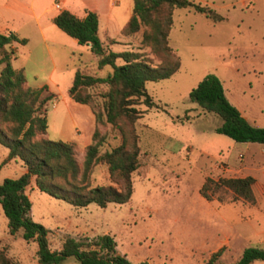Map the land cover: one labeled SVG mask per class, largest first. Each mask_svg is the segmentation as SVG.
I'll return each mask as SVG.
<instances>
[{"label": "rangeland", "instance_id": "374dc122", "mask_svg": "<svg viewBox=\"0 0 264 264\" xmlns=\"http://www.w3.org/2000/svg\"><path fill=\"white\" fill-rule=\"evenodd\" d=\"M51 1L0 0V29L27 38L26 43L12 42L16 56L11 63L17 66L25 60L28 83L44 86L43 92L50 96L46 135L62 140L63 131L73 135L78 128L85 133L84 125L90 118L79 109L81 103L68 94L73 74L66 68L50 72L52 63L38 44V22L45 25L46 33L52 29L70 38L50 21L54 11L41 14ZM194 1L208 4L219 14L228 15L229 20L215 22L192 7L174 9L169 43L180 65L169 77L145 83L154 104L139 105L141 116L136 127L141 151L129 200L108 202L104 207L95 203L74 206L39 190L33 179L26 187L31 202L29 214L48 228L52 249H58L67 236L85 241L109 233L114 236L116 250L131 262L201 264L228 239L219 264H232L244 247H264V196L257 190L254 202L239 200L240 196L234 197L224 186L213 193L212 199L201 195L205 176H238L224 171L223 161L234 165L245 145L217 132L220 116L187 98L189 90L206 73L213 72L226 95L247 113V121L264 126V0ZM134 34L127 44L115 43L112 49H138L153 57L140 43L141 30ZM221 50L223 54L218 55ZM73 61L74 68L89 73L105 76L110 71L109 65L97 69L96 55L91 51L83 53L81 62L77 57ZM252 65L261 71L253 73L249 69ZM236 67L240 68L238 72ZM103 87L101 84L92 91ZM106 130L103 150L119 142L116 129L107 125ZM76 152L81 159L83 153ZM7 154L8 148L0 143V182L5 177H18L26 169L17 157L4 162ZM92 180L93 184L110 182L105 164L94 166ZM0 245L14 264H44L38 260L35 240H25L21 230L9 233L1 204ZM60 264L80 263L68 256ZM250 264H264V260Z\"/></svg>", "mask_w": 264, "mask_h": 264}, {"label": "trees", "instance_id": "16d2710c", "mask_svg": "<svg viewBox=\"0 0 264 264\" xmlns=\"http://www.w3.org/2000/svg\"><path fill=\"white\" fill-rule=\"evenodd\" d=\"M176 7H192L214 21L223 18L208 4L194 0H133L132 13L121 33L127 35L141 30L140 43L149 48L153 57L138 49H109L98 36V17L94 11L87 10L80 18L62 9L52 18L78 43L89 46L96 55L97 69L106 65L111 68L105 76L76 68L67 89L73 100L90 106L95 119L92 139L85 145L81 159L73 142L47 137L46 111L50 96L43 92L44 86L28 85L24 68L13 67L11 63L14 51L9 47L10 43L14 40L24 43L26 39L13 32L0 31V143L8 148L3 161L17 157L26 166L18 177H5L0 182V204L7 217L9 233L21 230L25 240L36 241L39 262L60 264L64 258L72 256L80 264H150L146 260L131 262L119 253L114 236L109 233L85 241L67 236L58 249H52L48 228L29 214L31 202L25 189L33 179L39 190L74 206L95 203L104 207L108 202L129 200L133 191V172L139 165L141 151L136 127L141 116L139 105L154 104L145 83L169 77L180 65L179 56L169 43ZM101 84L103 88L92 91ZM187 98L220 116L221 122L215 127L217 132L235 141L264 143V126L247 121L229 101L215 73H206L189 90ZM107 125L116 129L119 142L103 150ZM97 163L106 165L110 182L93 184L92 171ZM253 183L251 175L205 176L200 193L212 199L213 193L224 186L234 193V197L254 202ZM224 247L212 251L201 264H219ZM255 260H264V247H244L232 264H250ZM0 264H14L1 245Z\"/></svg>", "mask_w": 264, "mask_h": 264}, {"label": "crops", "instance_id": "0c3cea01", "mask_svg": "<svg viewBox=\"0 0 264 264\" xmlns=\"http://www.w3.org/2000/svg\"><path fill=\"white\" fill-rule=\"evenodd\" d=\"M55 1L56 0H52L49 7L43 8L41 14L43 13L49 14L51 11H54V13H50L49 15L50 21L53 22L52 18L62 9H67L80 18L85 16L87 10L96 12L98 17V29H97L98 36L103 42V44L106 45L109 49H112L113 48L112 45L115 43L127 44V42H129L132 38L135 37L134 33L127 35L121 33L122 26L129 19L132 13L133 0H59L60 8H56L54 6ZM4 5L7 7L8 2H6V4ZM228 20H229L228 15H223V18L221 20H217L215 22L228 21ZM37 30L39 33L38 44L41 45V47L46 50V56L52 63L50 72L54 71L55 69L66 68L72 74H74L76 68H81L78 66L74 68V66L71 65V63L75 62L73 61L75 57H77L80 60V62L82 61L83 53L86 51H90L88 45L78 43V41L71 36L70 38H66L52 29H50L49 33H46L45 25H41L39 22L37 23ZM0 31L15 33L14 31L9 29H5V30L0 29ZM15 34L18 37L22 38L17 33ZM55 35L58 37H55ZM25 39L26 40L24 43L27 42V38ZM110 39H114L115 41L111 42L109 41ZM9 47L13 49L14 51L13 57L15 58L16 47L13 45V43H10ZM115 51H119V50H115ZM222 54H223L222 50L218 52V55H222ZM13 67L16 68L23 67L25 70V60H23L17 66L13 65ZM234 69L236 72L240 70L239 67H236ZM249 69L255 74L261 71L258 67L254 65L249 67ZM26 83L30 85L27 80ZM30 86L40 87L41 85H37V86L30 85ZM227 98L240 110L241 114L247 119V113L242 111L241 107H239V104L233 102L228 96ZM78 107L81 110V112L86 116V118H90V122L89 123L86 122V124L84 125L85 133L81 134L80 129L76 128L73 135H67L63 131L61 133L62 134L61 136L63 138L62 139L63 141L73 142L75 144L76 151H78L81 154L83 153L85 145L88 144L92 139V133L95 127V119L93 112L91 111V108L88 104L81 103ZM79 142H81V145H79ZM238 142L244 143L245 145L244 151H240L238 153V160H235L234 165L232 166L229 165L228 161H223L226 164L224 171L237 173L238 176H245V175L253 176L254 177L253 191L257 190L261 195L264 196V143L256 142V141H238ZM243 170H246L247 173L241 174V171ZM239 200L245 201L244 199H239ZM228 244H229V240L225 239L223 245L227 246Z\"/></svg>", "mask_w": 264, "mask_h": 264}, {"label": "built area", "instance_id": "2783aa9c", "mask_svg": "<svg viewBox=\"0 0 264 264\" xmlns=\"http://www.w3.org/2000/svg\"><path fill=\"white\" fill-rule=\"evenodd\" d=\"M54 6H55L56 8H60L59 0H56V1H55ZM52 105H53V106L55 105V102H54V101L52 102Z\"/></svg>", "mask_w": 264, "mask_h": 264}]
</instances>
